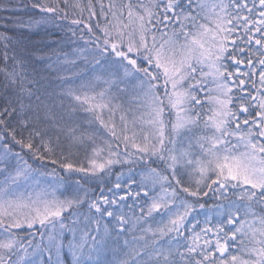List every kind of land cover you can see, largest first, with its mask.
Masks as SVG:
<instances>
[{
    "label": "snow or ice",
    "instance_id": "6c2138e0",
    "mask_svg": "<svg viewBox=\"0 0 264 264\" xmlns=\"http://www.w3.org/2000/svg\"><path fill=\"white\" fill-rule=\"evenodd\" d=\"M0 10V264H264V0Z\"/></svg>",
    "mask_w": 264,
    "mask_h": 264
},
{
    "label": "trees",
    "instance_id": "16d2710c",
    "mask_svg": "<svg viewBox=\"0 0 264 264\" xmlns=\"http://www.w3.org/2000/svg\"><path fill=\"white\" fill-rule=\"evenodd\" d=\"M13 2L18 4L19 0H13ZM0 15H11V13H6L0 10ZM0 31H4V29L0 28ZM9 34L14 37L23 35L28 41H30L32 44H35L36 46H43L45 44H50V40L48 38H45L43 34L36 35V34L28 33V32L20 33L18 31L10 32ZM35 67L37 69H43L44 65L37 61L35 63ZM42 74L47 75V73H42ZM0 82H2V77H0Z\"/></svg>",
    "mask_w": 264,
    "mask_h": 264
},
{
    "label": "rangeland",
    "instance_id": "374dc122",
    "mask_svg": "<svg viewBox=\"0 0 264 264\" xmlns=\"http://www.w3.org/2000/svg\"><path fill=\"white\" fill-rule=\"evenodd\" d=\"M38 241H39V237L36 238V242H38Z\"/></svg>",
    "mask_w": 264,
    "mask_h": 264
}]
</instances>
